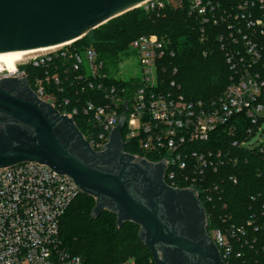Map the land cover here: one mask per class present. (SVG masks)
<instances>
[{"label": "built area", "instance_id": "2783aa9c", "mask_svg": "<svg viewBox=\"0 0 264 264\" xmlns=\"http://www.w3.org/2000/svg\"><path fill=\"white\" fill-rule=\"evenodd\" d=\"M136 8L152 13L185 10L201 23V40L207 38V27L220 29L217 41L233 75L219 98L185 99L180 86L169 80L177 73L169 63L174 57L171 42L153 34L140 35L130 43L132 54L126 62L134 59L140 75L127 77L128 83L120 86L109 83L112 75L93 49L78 52L72 42L36 53L7 74L26 79L27 67L45 70L44 78L36 79L35 95L72 120L81 114L88 125L83 138L93 149L103 151L111 131L121 125L125 147L158 158L169 187L192 191L201 206L202 202L211 205L212 192L220 184L210 173L236 163L237 158L221 145L212 150L193 146L219 143L215 134L226 126L233 135L242 130L246 135L245 140H233L229 148L254 149L264 155V140H255L264 123V0H146ZM61 84L59 92L67 95L63 103L50 88ZM86 90L94 92L80 102L76 96ZM75 101L79 106L74 107ZM239 114L249 120L246 130L240 119H233ZM228 181L236 184L237 178L229 176ZM80 193L71 178L43 164L23 162L0 168V264H83L60 237V221ZM209 234L224 264L243 257L236 244L251 250L257 247L264 259V204L245 225L230 224Z\"/></svg>", "mask_w": 264, "mask_h": 264}, {"label": "water", "instance_id": "95a60500", "mask_svg": "<svg viewBox=\"0 0 264 264\" xmlns=\"http://www.w3.org/2000/svg\"><path fill=\"white\" fill-rule=\"evenodd\" d=\"M144 1L0 0V54L73 43ZM21 82L27 98L13 96L0 86V113L6 116L0 121L9 123L0 131V168L36 162L68 176L81 193L95 199L94 217L110 210L116 214L118 228L125 222L139 226V238L154 264H224L205 232V212L192 191L173 189L160 180L141 192L140 199L134 198L123 171L118 175L96 171L67 151L55 134L59 125L69 127L85 146L90 145L72 119L42 103L25 78ZM121 139L118 125L109 135L106 151H122ZM123 157L125 166L134 165L135 156ZM158 166L164 174V165Z\"/></svg>", "mask_w": 264, "mask_h": 264}, {"label": "trees", "instance_id": "16d2710c", "mask_svg": "<svg viewBox=\"0 0 264 264\" xmlns=\"http://www.w3.org/2000/svg\"><path fill=\"white\" fill-rule=\"evenodd\" d=\"M200 26L201 23L190 17L185 10L166 8L161 13H152L136 8L90 31L73 42L71 47L78 52L93 49L105 65L106 73L112 75L109 83L120 86L128 83L126 78H118L116 72L132 54L130 43L140 35H156L172 45L174 57L169 63L171 68L177 69V73L169 80L180 86V93L188 101L209 102L222 95L233 74L217 41L220 29L207 27V38L201 40ZM26 74L30 88L34 89L36 79H43L45 70L27 67ZM48 74L52 75L53 70H49ZM60 76L62 78V74ZM62 85L64 86L50 85L60 103L67 96L64 90L59 92ZM68 87L70 86H65L66 89ZM74 87H78L77 83ZM93 92L94 90H86L84 94L78 93L76 98L83 102ZM73 104L74 107L79 106L77 101ZM67 107L70 109L73 106L71 104ZM233 119H240V126L245 130L249 127V120L244 116L239 114ZM73 121L80 133L85 135L88 125L84 117L76 115ZM242 131L233 135L226 126H221L215 134L220 139L219 143L211 141L193 146L194 150H212L221 145L237 158L236 163H227L217 173H210L214 175L220 188L212 192L215 200L211 205L202 202L208 232L214 228L224 230L230 224L245 225L258 216L261 205L264 204V155L254 152V149L229 148L233 140H245V131ZM122 134L124 135L123 132ZM125 151L150 160L158 159L153 155H143L137 148L130 149L126 146ZM229 176H235L237 183L228 181ZM94 207L95 199L80 193L60 221L61 240L72 255L79 257L83 264H122L128 260H132L133 264H154L150 252L139 238V226L125 222L118 228L115 213L104 210L98 217H94ZM228 215L230 219H227ZM235 248L242 252L243 257L225 261L226 264H264L262 255L257 254V247L251 250L236 244Z\"/></svg>", "mask_w": 264, "mask_h": 264}, {"label": "flooded vegetation", "instance_id": "af4514ba", "mask_svg": "<svg viewBox=\"0 0 264 264\" xmlns=\"http://www.w3.org/2000/svg\"><path fill=\"white\" fill-rule=\"evenodd\" d=\"M7 73L8 72H3L0 74V86H3L6 90L10 91L13 96L27 98L28 94L23 82H21L22 79L19 77L8 76ZM4 80L6 81L4 82ZM31 90L33 91V89ZM58 113L59 115H62L61 112L58 111ZM5 117L4 114L0 113V120ZM8 124L9 123L6 121H0V131L4 130L5 126ZM55 134L61 144L67 148V151L86 166L96 171L112 175H118L123 171L126 188L136 199H140V193L147 191L150 186H156L159 184L160 180L168 186L164 179V174H160L161 169L158 164L162 163L158 160H150L145 157H135L136 160L134 161L133 166H125L127 161L124 159L123 154H129L125 151V147L122 151H118L114 148L109 151H106V149L103 151H97L91 146L90 148L85 146L73 130L63 125H59L56 128ZM141 161H144L145 164H141ZM102 201L109 204L105 199H102ZM205 232L211 238L206 227Z\"/></svg>", "mask_w": 264, "mask_h": 264}, {"label": "bare ground", "instance_id": "6f19581e", "mask_svg": "<svg viewBox=\"0 0 264 264\" xmlns=\"http://www.w3.org/2000/svg\"><path fill=\"white\" fill-rule=\"evenodd\" d=\"M69 43L71 42H68L67 44ZM58 47H61V45L12 53H2L0 54V74L3 72L13 73L16 69V65L26 57L35 53L50 51Z\"/></svg>", "mask_w": 264, "mask_h": 264}, {"label": "rangeland", "instance_id": "374dc122", "mask_svg": "<svg viewBox=\"0 0 264 264\" xmlns=\"http://www.w3.org/2000/svg\"><path fill=\"white\" fill-rule=\"evenodd\" d=\"M39 53H41V52H39ZM33 55H30L29 57H32ZM26 58H28V57H26ZM116 75H117L118 78H127L129 76H139L140 75V71L137 68L136 61L134 59H131L130 62H126L125 61L124 63H122L118 67ZM257 139H262V141L264 140V123L261 125L260 131L257 134L255 140H257ZM255 140H253V141H255ZM122 264H133V261L132 260H128V261H126V262H124Z\"/></svg>", "mask_w": 264, "mask_h": 264}]
</instances>
